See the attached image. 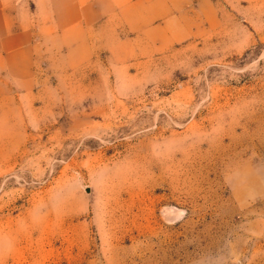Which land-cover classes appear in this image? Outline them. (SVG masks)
Instances as JSON below:
<instances>
[{"label": "rangeland", "instance_id": "1", "mask_svg": "<svg viewBox=\"0 0 264 264\" xmlns=\"http://www.w3.org/2000/svg\"><path fill=\"white\" fill-rule=\"evenodd\" d=\"M5 3L0 264H264V0Z\"/></svg>", "mask_w": 264, "mask_h": 264}, {"label": "crops", "instance_id": "2", "mask_svg": "<svg viewBox=\"0 0 264 264\" xmlns=\"http://www.w3.org/2000/svg\"><path fill=\"white\" fill-rule=\"evenodd\" d=\"M53 8L71 11L68 16L78 20V0H52ZM6 3L0 0V75L7 82H24L32 70V23L29 19L9 15ZM71 21V22H72Z\"/></svg>", "mask_w": 264, "mask_h": 264}]
</instances>
